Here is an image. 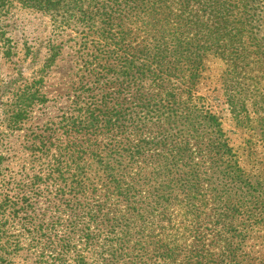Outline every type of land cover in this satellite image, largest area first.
Wrapping results in <instances>:
<instances>
[{
  "label": "trees",
  "instance_id": "16d2710c",
  "mask_svg": "<svg viewBox=\"0 0 264 264\" xmlns=\"http://www.w3.org/2000/svg\"><path fill=\"white\" fill-rule=\"evenodd\" d=\"M14 8L48 20L39 71L58 33L91 50L81 43L79 91L29 142L27 184L0 194V264H210L264 228V176L240 163L257 164L255 144L222 129L227 118L264 144V0H0L5 60ZM210 61L218 111L197 93ZM3 84L0 129L18 130L43 95L25 84L3 99Z\"/></svg>",
  "mask_w": 264,
  "mask_h": 264
},
{
  "label": "rangeland",
  "instance_id": "374dc122",
  "mask_svg": "<svg viewBox=\"0 0 264 264\" xmlns=\"http://www.w3.org/2000/svg\"><path fill=\"white\" fill-rule=\"evenodd\" d=\"M4 30L12 40L9 47L16 55L10 60L0 58V82L4 83L2 89L5 90L3 99L10 98L11 92L23 89L25 84L32 85L31 90L36 89L43 97L35 100L18 130L0 129V194L11 192L16 180L22 181L23 185L27 184V174L36 168L28 162L29 142L36 140L37 136H43V133L49 134L47 129L50 121L56 119L55 116L66 108L73 94L79 91V82L87 79L81 76L85 73L81 71V64L86 58L84 53H81V43H85L82 47L85 52L89 53L91 50L90 39L87 42L81 41V34L77 35L72 30L58 33L53 40L59 48L58 55L39 71L46 51L45 40L51 35L47 18L30 10L14 8L5 20ZM25 45L28 47V55ZM33 55L35 56L32 57ZM106 62L107 60H100V64ZM207 66L202 75L203 79L199 81L197 93L206 96L218 111L224 108V105H221L223 98L217 79L220 66L214 61H210ZM99 68L97 67L96 71ZM33 79L34 85L31 83ZM257 82V91L264 94V78H259ZM7 102L6 104L11 103ZM222 129L233 147L242 146L247 139L254 142L257 164L251 167V163L245 160L244 156L240 157V163L246 164V170L251 169L252 174L264 176V144L261 139L235 126L227 118L222 119ZM55 136H59V132ZM42 201V198H37L38 205L35 209L38 213L43 212L39 209L44 206ZM45 214L47 215L48 211ZM210 264H264V228L249 233L235 254L217 255Z\"/></svg>",
  "mask_w": 264,
  "mask_h": 264
}]
</instances>
